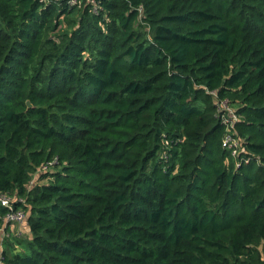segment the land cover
I'll use <instances>...</instances> for the list:
<instances>
[{"label":"trees","instance_id":"obj_1","mask_svg":"<svg viewBox=\"0 0 264 264\" xmlns=\"http://www.w3.org/2000/svg\"><path fill=\"white\" fill-rule=\"evenodd\" d=\"M0 194V264H264V0H0Z\"/></svg>","mask_w":264,"mask_h":264},{"label":"built area","instance_id":"obj_2","mask_svg":"<svg viewBox=\"0 0 264 264\" xmlns=\"http://www.w3.org/2000/svg\"><path fill=\"white\" fill-rule=\"evenodd\" d=\"M226 103H221V108H223L225 112L221 113L220 119L221 123L225 126L227 130L233 129L235 127V124L238 121L237 116L235 115L234 111L230 108L227 109ZM222 147L228 151L231 152V155L235 157L236 166L240 167L242 163H248L250 161V158H241L240 153L242 151V145L241 142L238 140L237 137L233 135V133H227L223 136L221 141ZM52 163H48L49 165H52ZM43 169H46V166L43 167ZM22 200H19L21 202ZM0 204L4 207L8 208V213L4 217V223L5 225H10L11 223H18V224H24L26 220V214L22 209H14L12 205V201L6 197L5 195L0 194Z\"/></svg>","mask_w":264,"mask_h":264},{"label":"crops","instance_id":"obj_3","mask_svg":"<svg viewBox=\"0 0 264 264\" xmlns=\"http://www.w3.org/2000/svg\"><path fill=\"white\" fill-rule=\"evenodd\" d=\"M8 232L10 235H13V236L26 235L27 234L26 220H25L24 225L18 224V223H11L8 227ZM17 233H18V235H17Z\"/></svg>","mask_w":264,"mask_h":264},{"label":"water","instance_id":"obj_4","mask_svg":"<svg viewBox=\"0 0 264 264\" xmlns=\"http://www.w3.org/2000/svg\"><path fill=\"white\" fill-rule=\"evenodd\" d=\"M26 104L28 108L31 107V104L29 102H27Z\"/></svg>","mask_w":264,"mask_h":264},{"label":"rangeland","instance_id":"obj_5","mask_svg":"<svg viewBox=\"0 0 264 264\" xmlns=\"http://www.w3.org/2000/svg\"><path fill=\"white\" fill-rule=\"evenodd\" d=\"M24 225V224H23ZM17 235H18V233H17Z\"/></svg>","mask_w":264,"mask_h":264}]
</instances>
